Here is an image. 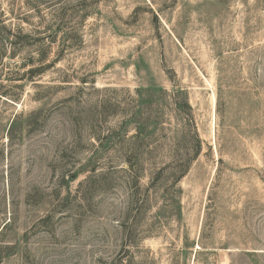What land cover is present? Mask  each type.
<instances>
[{
	"label": "rangeland",
	"instance_id": "rangeland-1",
	"mask_svg": "<svg viewBox=\"0 0 264 264\" xmlns=\"http://www.w3.org/2000/svg\"><path fill=\"white\" fill-rule=\"evenodd\" d=\"M0 264H264V0H0Z\"/></svg>",
	"mask_w": 264,
	"mask_h": 264
}]
</instances>
